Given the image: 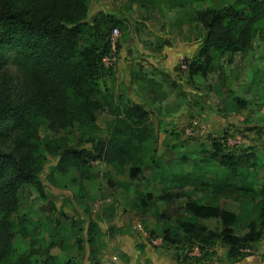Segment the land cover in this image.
Returning a JSON list of instances; mask_svg holds the SVG:
<instances>
[{"label": "rangeland", "instance_id": "rangeland-1", "mask_svg": "<svg viewBox=\"0 0 264 264\" xmlns=\"http://www.w3.org/2000/svg\"><path fill=\"white\" fill-rule=\"evenodd\" d=\"M233 1L89 0L90 17L104 12L120 21L119 44L102 58L105 94L94 137L111 140L113 133L127 137L130 131L141 134L134 136L141 147L116 160L90 159L86 168L61 173L55 168L60 145L94 144L75 130L43 121L38 130L53 142L52 150L39 148L45 157L40 177L47 197L29 184L19 190L17 209L0 218V264H48V249L56 254L53 264L66 259L132 264L141 241L180 264H238L227 263L220 242L208 248L211 256L196 244L152 242L161 238L165 221L185 214L180 204L190 197L233 208L241 232L250 220L264 221V25L252 30L244 49L225 51L207 74H190L187 68L206 32L199 12ZM179 48L181 54L175 53ZM8 53L0 66V86L9 79L16 97L30 83ZM193 120L199 126L188 131ZM222 135L224 151L242 158L249 151L256 155V165L251 160L242 165L248 189L218 188L226 167L215 155L212 138ZM171 172L181 181L174 187L167 178ZM171 188L181 194L171 202L159 198ZM10 221L18 229L13 240L6 237ZM206 222L221 226L214 218ZM250 251L251 260L244 263L264 264V234Z\"/></svg>", "mask_w": 264, "mask_h": 264}, {"label": "trees", "instance_id": "trees-1", "mask_svg": "<svg viewBox=\"0 0 264 264\" xmlns=\"http://www.w3.org/2000/svg\"><path fill=\"white\" fill-rule=\"evenodd\" d=\"M199 19L206 32L187 68L190 74L205 75L225 51L244 49L252 30L264 25V0H235L208 6L199 12ZM119 22L110 13L98 12L90 17L89 0H0V66L7 63L8 52H12L14 62L30 83L16 97L9 79H4L0 86V218L17 209L18 193L25 184L47 197L40 177L45 157L39 148L42 144L52 150L53 142L38 130L43 121H49L54 128L75 130L94 144L60 145L55 168L61 173L70 168H86L90 159L116 160L119 155L134 153L141 147L134 140V136L141 134L130 131L127 137L113 133L111 140L94 137L97 109L105 94L100 81L102 58L110 52L108 36ZM135 109L144 112L141 107ZM224 136L212 138L215 155L226 167L218 188L248 189L249 178L242 165L250 160L251 165H256V155L249 151L242 158L231 149L224 151ZM152 162L157 166L155 159ZM137 169L131 167V173ZM176 177L175 172L167 176L170 186L181 183ZM180 194L181 191L171 188L159 198L171 202ZM180 205L185 214L175 217L173 222H164L160 241L163 244H196L211 256L213 251L208 248L220 242L226 247L227 263H233L251 255L250 247L264 234L263 220H250L246 230L239 231L241 221L233 208L192 197ZM211 218L220 223V228L208 225L206 220ZM9 224L6 237L13 240L18 229L13 221ZM92 228L89 224L90 243L94 241ZM46 261H56V254L49 249ZM58 264L78 263L66 259Z\"/></svg>", "mask_w": 264, "mask_h": 264}, {"label": "crops", "instance_id": "crops-1", "mask_svg": "<svg viewBox=\"0 0 264 264\" xmlns=\"http://www.w3.org/2000/svg\"><path fill=\"white\" fill-rule=\"evenodd\" d=\"M178 54H181L180 48L174 51ZM251 258L250 256H245L243 259L235 262L238 264H246L244 263L246 260ZM245 260V261H244ZM249 259L248 261H250ZM132 264H180L178 263L174 257L170 256L169 254L160 253L155 249L154 246L149 244L146 241H141L140 245H138L137 251L132 253L131 257Z\"/></svg>", "mask_w": 264, "mask_h": 264}, {"label": "built area", "instance_id": "built-area-1", "mask_svg": "<svg viewBox=\"0 0 264 264\" xmlns=\"http://www.w3.org/2000/svg\"><path fill=\"white\" fill-rule=\"evenodd\" d=\"M118 35H119V32H118V27L117 26H114L111 31H110V34H109V40H110V45H111V49H115L116 45L118 44ZM198 123L196 120H193L192 123H191V126L188 127V131H191L193 130L194 128L198 127ZM153 242H160L161 241V238H154L152 240Z\"/></svg>", "mask_w": 264, "mask_h": 264}]
</instances>
